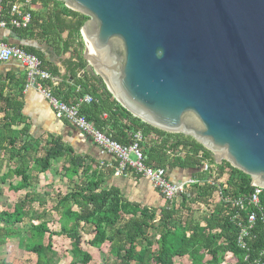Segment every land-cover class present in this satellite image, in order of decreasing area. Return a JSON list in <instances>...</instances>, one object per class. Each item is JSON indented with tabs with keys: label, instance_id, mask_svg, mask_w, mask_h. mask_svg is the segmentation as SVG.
<instances>
[{
	"label": "trees",
	"instance_id": "16d2710c",
	"mask_svg": "<svg viewBox=\"0 0 264 264\" xmlns=\"http://www.w3.org/2000/svg\"><path fill=\"white\" fill-rule=\"evenodd\" d=\"M36 2L47 9L38 25L43 35L57 36L50 32L56 21L61 22L60 14L77 19L63 48V52L74 49L68 65L72 66L71 75L77 80L74 86L47 81L44 87L70 104L91 96V102L80 105V113L106 136L128 146L140 132L147 165L165 169L168 178L174 169L192 170L193 177L203 183L190 187L173 202L165 201L159 208L129 201L119 189L108 184L116 159L110 167L100 166L77 155L59 137H33L21 114L20 100L4 94L2 89L0 196L4 185L11 192L25 191V194L12 211H0V247L10 239H25L28 251L36 256L35 264H58L60 256L55 251L53 236H59L70 242V264H91L93 253L83 245V232L88 228L92 233L89 247L100 249L108 242L110 251L115 253L114 264H223L229 256L235 261L227 264H264V190L256 209L257 220L243 249L237 238L242 228L248 226L252 208L240 210L227 199L249 195L253 191L250 176L225 160L216 163L214 155L192 137L160 130L133 116L100 77L88 72L78 77L77 70L86 68L81 28L89 17L63 6V1L31 0V4ZM15 3L25 4L26 0H3L4 18L10 16ZM33 18L32 14L31 24ZM31 27L14 30L24 36ZM23 49L39 58L43 70L60 78L58 68L44 63L34 48ZM73 59L78 62H72ZM21 87L20 90L24 85ZM58 159H63L62 176L71 187L65 193L53 194L31 190L39 175L50 171ZM204 161L208 164L206 169ZM47 197L54 203L52 211L60 219L70 220V227L62 226L60 231L49 228L50 219L45 215ZM25 218H38V221H30V227L25 229Z\"/></svg>",
	"mask_w": 264,
	"mask_h": 264
},
{
	"label": "water",
	"instance_id": "95a60500",
	"mask_svg": "<svg viewBox=\"0 0 264 264\" xmlns=\"http://www.w3.org/2000/svg\"><path fill=\"white\" fill-rule=\"evenodd\" d=\"M59 1L89 17L84 59L125 109L264 188V0Z\"/></svg>",
	"mask_w": 264,
	"mask_h": 264
},
{
	"label": "crops",
	"instance_id": "0c3cea01",
	"mask_svg": "<svg viewBox=\"0 0 264 264\" xmlns=\"http://www.w3.org/2000/svg\"><path fill=\"white\" fill-rule=\"evenodd\" d=\"M63 6L67 7L63 2ZM19 10H31L33 23L24 36L15 31L13 27L0 30V42L10 46L32 47L42 56L44 63L55 66L60 72V78H55V84L74 86V78L71 75L68 60L72 57V51L63 52L64 45L76 26L77 19L70 15L60 14V21H54L52 32L57 36L43 35L38 29L41 17H44L46 8L41 2L34 4H14ZM68 8V7H67ZM13 9V8H12ZM46 20V18H45ZM24 30V29H23ZM83 53V51H82ZM84 56V55H83ZM72 62H78L73 59ZM85 70L78 69L77 76L81 77L84 72L98 76L90 68L86 61ZM99 77V76H98ZM102 80V79H101ZM25 83L23 84V82ZM26 73L20 63L11 60L0 63V90L4 94L20 100L21 114L26 119L29 133L33 137H59L62 142L70 147L77 155L87 158L100 166L110 167L115 158L100 148L87 134L79 130L66 119L55 116L54 110L36 87H25ZM24 85V88L21 86ZM3 157V156H2ZM7 157V156H4ZM3 157V158H4ZM116 170L110 176L108 184L120 190L121 194L129 201L139 203L147 207H162L165 205L164 198L155 190L149 179L137 176L130 171L115 175ZM193 171L188 169H174L169 173L172 182L178 183L193 177ZM4 188V187H3ZM11 192V191H10Z\"/></svg>",
	"mask_w": 264,
	"mask_h": 264
},
{
	"label": "built area",
	"instance_id": "2783aa9c",
	"mask_svg": "<svg viewBox=\"0 0 264 264\" xmlns=\"http://www.w3.org/2000/svg\"><path fill=\"white\" fill-rule=\"evenodd\" d=\"M26 3L31 4V0H26ZM12 8L10 16L4 18L3 0H0V30L6 27H13L15 29L29 28L32 22L31 12L29 10H19L17 7ZM11 60L18 61L25 70V87H36L39 89L54 110L57 118L66 119L71 122L79 130L91 137L100 148L111 154L117 160L115 175L130 171L135 175L146 177L149 179L152 187L160 193L165 201L168 202L176 200L180 194L186 193L190 187L203 183L194 177L175 183L167 177L165 169L147 165L141 146L143 136L140 132L135 134L133 141L128 146H123L117 141L112 140L80 113V105L82 103L91 102V96L86 95L81 98L78 103L70 104L62 101L54 96L50 90L44 87V83L47 81H51L56 85L55 77L41 68V61L36 55L26 52L20 46H10L0 42V63H5ZM131 155H134L135 159H132L130 157ZM202 163L204 169H206L208 167L207 162L204 161ZM251 185L253 191L249 195L227 199V202H229L232 207L239 208L240 210H246V208L250 207L252 208L247 219L248 226L242 228L237 238L238 245L243 249L246 248L245 239L249 237L250 229L253 228L257 220L258 214L256 209L259 207L260 195L264 190V188L252 184V182ZM262 219L264 220V215H262Z\"/></svg>",
	"mask_w": 264,
	"mask_h": 264
},
{
	"label": "rangeland",
	"instance_id": "374dc122",
	"mask_svg": "<svg viewBox=\"0 0 264 264\" xmlns=\"http://www.w3.org/2000/svg\"><path fill=\"white\" fill-rule=\"evenodd\" d=\"M84 55V46H83ZM84 57V56H83ZM135 159L134 155L130 156ZM7 157H4L6 159ZM62 165L63 159H58L53 163L50 171L40 174L38 181L34 183V187L31 190L39 191L41 193L47 192L53 194L54 192L65 193L71 184L66 178L62 176ZM5 168L3 167V170ZM4 193L0 196V211L8 210L12 211L16 201L21 199L25 191L14 193L8 190V185L3 186ZM53 202L50 197H47L46 202V218H49L50 222L48 224L52 231H60L62 226L70 227L71 221L65 218L60 219L58 215L52 211ZM35 207L38 208L36 204ZM201 212V210H199ZM49 214V215H48ZM48 215V216H47ZM199 215V214H197ZM45 217V216H44ZM37 223L38 218L31 220L30 218H25L23 221V226L25 229L30 227V223ZM25 236V235H24ZM92 238V233L90 229L86 228L83 232L84 247L91 250L93 253V261L91 264H114L115 263V253L111 252L109 249V243L105 242L100 249L91 248L88 245V241ZM53 245L55 251L58 252L60 256V262L58 264H70L72 260V255L70 253V242L64 237L53 236ZM107 259V260H106ZM36 256L30 253L27 249V242L25 239L14 238L7 241V243L0 247V263L4 264H35ZM235 260L230 256L226 259V263H233Z\"/></svg>",
	"mask_w": 264,
	"mask_h": 264
},
{
	"label": "bare ground",
	"instance_id": "6f19581e",
	"mask_svg": "<svg viewBox=\"0 0 264 264\" xmlns=\"http://www.w3.org/2000/svg\"><path fill=\"white\" fill-rule=\"evenodd\" d=\"M89 47V46H88Z\"/></svg>",
	"mask_w": 264,
	"mask_h": 264
}]
</instances>
